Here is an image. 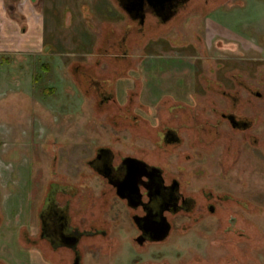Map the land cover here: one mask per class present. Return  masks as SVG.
I'll use <instances>...</instances> for the list:
<instances>
[{
  "label": "rangeland",
  "instance_id": "1",
  "mask_svg": "<svg viewBox=\"0 0 264 264\" xmlns=\"http://www.w3.org/2000/svg\"><path fill=\"white\" fill-rule=\"evenodd\" d=\"M210 3L202 0L197 14L172 23L183 33L171 30L154 41L147 37L151 34L141 39L131 32L126 40L129 53L123 57L105 50L109 43L121 42L129 25L115 0H0L1 262L18 264L37 253L28 246L32 240L24 235L17 214L26 209L33 214L31 223H36L34 211L44 187L50 181L66 184L70 173L88 170L78 146L82 139L97 137V144L108 145L115 153H132L129 139L135 130L126 97L131 82L126 77L146 76L147 67L153 68L137 59L154 42L162 47L161 55L171 47L166 57L174 58L170 64L176 69L170 81L158 74L160 89L163 81L169 85L156 94H180L174 87L179 72L186 74L187 93L184 100L152 99L162 103L170 99L171 106L185 103L183 123L194 122L189 108H195V121L206 127L196 135L183 127L185 142L169 146L171 154L178 155H170V161L180 159L185 165L181 179L187 194L194 193L199 200L190 188L213 191L219 210L215 215L174 217L171 234L153 250L171 253L172 262L180 264H264V0H224L213 8ZM118 58L119 63L128 59V70L115 85L112 107L102 108L76 92L74 80L82 79L87 66L103 59L99 68L105 72L115 65H104V59ZM144 100L140 98V105H146ZM230 112L254 120L250 131L231 127L222 117ZM136 114L140 127L148 123L152 127L148 134L156 139L154 126L165 119L164 110L141 109ZM87 124L91 131L85 129ZM140 131L144 134H139L140 142L147 143L146 131ZM72 140L78 144L62 145ZM172 162L169 170L176 169ZM50 169L59 171L58 177L39 174ZM78 180L76 174L73 185H80ZM34 227L27 224L26 230ZM121 233L115 256L127 255L123 249L129 248L126 233Z\"/></svg>",
  "mask_w": 264,
  "mask_h": 264
},
{
  "label": "flooded vegetation",
  "instance_id": "2",
  "mask_svg": "<svg viewBox=\"0 0 264 264\" xmlns=\"http://www.w3.org/2000/svg\"><path fill=\"white\" fill-rule=\"evenodd\" d=\"M210 1L209 8H213L224 0ZM201 2L202 0H115L117 6L127 16L125 23L129 25L121 42L113 41L105 50L113 49L124 54L123 57L128 55L126 40L131 32L141 39L151 34V37H147H153L154 41L157 40L158 34H167L171 30L176 29L177 33H183L180 32V27L171 26L172 23L190 17L191 13L197 14ZM149 44L142 49L143 56L137 60L140 65H151L153 68L147 67L146 76L141 74L126 77L131 82L129 89L126 90V97L131 101L129 108L132 112L131 125L135 130L130 132L129 139L132 153L122 151L115 153L112 147L97 144V137L90 136L79 140V144L75 140L62 144L70 147L78 144L84 152L81 159L88 170L70 173L66 184L50 181L49 185L44 187V192L38 194V207L34 211L36 223L30 221L32 212L28 213L26 209L24 213L18 212L17 215H20L23 222L22 228L25 229L24 235L27 236V240H32L28 246L38 250L28 258H23L24 261L18 264H180V261L172 262L171 253H155L153 250L155 244L165 243L171 234L173 218L193 213H198L199 216L215 215L218 212L213 191L207 192L202 186L196 190L190 188L199 194V200L194 193L187 194L188 191L181 179L186 176L185 165L180 164V159L174 163L170 161V155L176 157L178 155L171 154L169 146H181L185 142L181 134L186 130L183 127L191 130L190 133L193 135H196L197 130L202 132L206 127L195 121L197 117L195 108H189L193 112L190 113V117L194 122L183 123L182 117L187 110L185 103H178L179 105L175 103L171 106L170 99L164 103L152 99L173 96L184 100L187 89L186 74L179 72L181 78L178 76L174 87L180 94L175 92L156 94L159 90L164 91L169 85L163 81V89H160L159 79L156 78L158 74L162 72L161 74L168 76L170 81L169 78L172 77L170 73L175 74L176 69L170 64L174 58L166 57V51L171 47H166L164 49L166 51L162 53L164 55H161L160 44L151 42L154 45L152 47ZM113 56L117 57L118 54ZM104 60L106 61L104 65L112 66L114 63L115 67H109L110 69L101 72L99 66L103 59H98L94 65L92 63L83 70L82 79L73 80L77 82L76 92H82L89 101L98 102L100 107L107 108L115 104L117 92L115 85L125 77L128 59L124 63H119V58L116 61ZM76 70L79 72L78 67ZM197 93L196 91L193 96ZM140 98L145 99L146 105H140ZM141 109L147 113L157 112V109L164 110L165 119L160 118L157 126H154L156 139L152 134H148L152 128L148 123L144 122L140 127L141 119L136 112ZM170 113L172 115L169 117ZM158 117L159 115L155 118ZM222 117L231 127L243 132L250 131L254 124V120L239 116L237 113H223ZM89 126L90 124H87L85 129L91 131ZM141 128L146 131L147 137L144 139L147 143L140 142L139 134L144 135L142 131L139 132ZM215 129L218 130L217 125ZM93 143L96 145L92 146ZM193 145L190 142V146ZM53 159L55 162L57 157L54 156ZM171 162L176 167L175 170L168 169ZM58 172L53 169L40 170L39 174L50 176L52 173L58 177ZM76 174L79 179L77 183L80 184L78 186L73 185ZM164 222L170 225L169 233L163 239L155 238L159 236L156 228ZM27 224L35 227L26 230ZM122 231L129 240V248L123 249L127 255L115 256L122 244ZM19 236L21 239L22 234ZM2 262L0 261V264H9L7 261Z\"/></svg>",
  "mask_w": 264,
  "mask_h": 264
},
{
  "label": "water",
  "instance_id": "3",
  "mask_svg": "<svg viewBox=\"0 0 264 264\" xmlns=\"http://www.w3.org/2000/svg\"><path fill=\"white\" fill-rule=\"evenodd\" d=\"M169 230H170V225L167 222L160 224L156 228V233L159 234V236H157L155 238H159V239L165 238L167 236V234L169 233Z\"/></svg>",
  "mask_w": 264,
  "mask_h": 264
}]
</instances>
